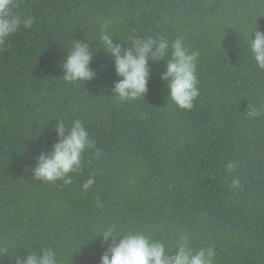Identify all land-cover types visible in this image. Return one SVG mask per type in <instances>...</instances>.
<instances>
[{"label":"trees","instance_id":"1","mask_svg":"<svg viewBox=\"0 0 264 264\" xmlns=\"http://www.w3.org/2000/svg\"><path fill=\"white\" fill-rule=\"evenodd\" d=\"M14 3L35 22L0 48V264L48 247L59 264H101L107 245L89 232L110 224L169 250L186 233L194 249L215 248L214 264H264V71L249 47L251 33L264 32V0ZM105 28L122 45L130 35L182 38L198 52L194 107L167 100L164 61L150 62L145 97L117 101L120 77L101 48ZM77 40L95 52L97 75L86 83L62 78ZM77 119L95 148L73 182L33 179L37 157L58 141L56 120L70 127ZM229 161L238 162L235 172ZM89 177L95 184L84 191Z\"/></svg>","mask_w":264,"mask_h":264},{"label":"clouds","instance_id":"2","mask_svg":"<svg viewBox=\"0 0 264 264\" xmlns=\"http://www.w3.org/2000/svg\"><path fill=\"white\" fill-rule=\"evenodd\" d=\"M14 0H0V48L7 44L8 39L21 27L30 29L35 18L20 15ZM101 43L106 54L114 59L115 72L119 80L114 83L112 95L119 102L136 100L145 97L151 76L150 62H165V70L161 79L166 82L170 94L167 100L180 109L190 110L199 96L197 78V60L199 53L190 51L182 38L169 41L166 37H140L130 35L124 45L117 42L105 28L101 32ZM252 58L259 70L264 71V32L258 27L251 33L249 42ZM95 52L86 41L77 40L62 61V78L68 83L87 82L94 79L97 73L92 69L91 62ZM170 54V55H169ZM250 117L260 115L259 109H251ZM58 141L53 144L50 152L41 151L36 166L32 169V178L45 183L71 184V173L82 167L83 154L95 148V143L83 122L74 120L70 127L64 121L56 120ZM95 155L101 152L97 149ZM238 162L229 161L228 172H235ZM95 184L94 177H89L83 184L88 191ZM240 180H232L231 187H239ZM89 232V231H88ZM102 237L107 250L101 257V264H214L216 250L212 246L194 249L191 237L181 233L172 250L166 248L164 242L153 239L143 231L121 232L116 224L101 228L97 234L89 232V239ZM119 238V239H118ZM84 239L80 241L81 244ZM176 250L174 254L173 250ZM5 253L7 250H4ZM15 264H59L57 251L51 247L37 251H28L26 256H16Z\"/></svg>","mask_w":264,"mask_h":264}]
</instances>
